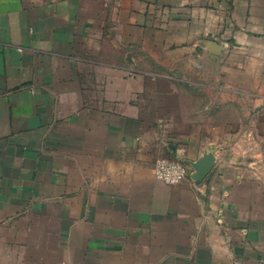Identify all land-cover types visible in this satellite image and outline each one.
Segmentation results:
<instances>
[{
    "label": "crops",
    "instance_id": "obj_1",
    "mask_svg": "<svg viewBox=\"0 0 264 264\" xmlns=\"http://www.w3.org/2000/svg\"><path fill=\"white\" fill-rule=\"evenodd\" d=\"M263 67L264 0H0V257L264 264Z\"/></svg>",
    "mask_w": 264,
    "mask_h": 264
},
{
    "label": "built area",
    "instance_id": "obj_2",
    "mask_svg": "<svg viewBox=\"0 0 264 264\" xmlns=\"http://www.w3.org/2000/svg\"><path fill=\"white\" fill-rule=\"evenodd\" d=\"M186 175V168L179 161L159 160L155 165L156 178L168 185H174L181 182Z\"/></svg>",
    "mask_w": 264,
    "mask_h": 264
},
{
    "label": "water",
    "instance_id": "obj_3",
    "mask_svg": "<svg viewBox=\"0 0 264 264\" xmlns=\"http://www.w3.org/2000/svg\"><path fill=\"white\" fill-rule=\"evenodd\" d=\"M211 160L210 158H205L195 164H193V169L198 172L199 178H203L210 170Z\"/></svg>",
    "mask_w": 264,
    "mask_h": 264
},
{
    "label": "rangeland",
    "instance_id": "obj_4",
    "mask_svg": "<svg viewBox=\"0 0 264 264\" xmlns=\"http://www.w3.org/2000/svg\"><path fill=\"white\" fill-rule=\"evenodd\" d=\"M186 164L189 166L188 163ZM14 261L15 259H13L12 257H0V264H3L4 262H6V264H15Z\"/></svg>",
    "mask_w": 264,
    "mask_h": 264
}]
</instances>
